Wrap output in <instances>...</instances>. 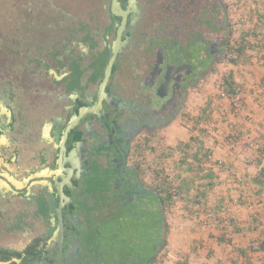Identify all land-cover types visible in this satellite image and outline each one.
Masks as SVG:
<instances>
[{
	"label": "flooded vegetation",
	"instance_id": "1",
	"mask_svg": "<svg viewBox=\"0 0 264 264\" xmlns=\"http://www.w3.org/2000/svg\"><path fill=\"white\" fill-rule=\"evenodd\" d=\"M240 5L0 0V264L157 258L163 180L145 152L227 55ZM150 192L155 210L135 211Z\"/></svg>",
	"mask_w": 264,
	"mask_h": 264
},
{
	"label": "rangeland",
	"instance_id": "2",
	"mask_svg": "<svg viewBox=\"0 0 264 264\" xmlns=\"http://www.w3.org/2000/svg\"><path fill=\"white\" fill-rule=\"evenodd\" d=\"M237 1L243 7L230 19L231 43L245 37L246 51L236 63L226 55L214 64L145 152L174 189L191 184L190 195L178 191L165 210V241L153 264H264V0ZM229 73L235 95L223 84ZM146 197L131 207L155 210L158 193Z\"/></svg>",
	"mask_w": 264,
	"mask_h": 264
},
{
	"label": "trees",
	"instance_id": "3",
	"mask_svg": "<svg viewBox=\"0 0 264 264\" xmlns=\"http://www.w3.org/2000/svg\"><path fill=\"white\" fill-rule=\"evenodd\" d=\"M245 36H246V34H245ZM244 39H245V37L241 38L240 40H235L234 43L230 44L227 55H228V59H229V61L231 63H236L238 58H240L243 55V53L246 51L247 44H246V41ZM214 64H215L214 62L212 64H210L208 66V68L206 69V72L211 71V69L214 67ZM223 84L225 85L227 90L232 95H235L237 93L235 81H234L233 76H232L231 73L227 74L223 78ZM201 152H202V148L199 147L192 154L194 161H196V162L200 161ZM263 176H264V167H262L260 169V177H261L260 179H263ZM256 180L260 181L259 177L256 178ZM162 189H163V191H162V193H163L162 202L164 204V214H165V210L172 204V200H173L174 194H176L178 191L182 190L181 192H183L186 197H188L190 195L191 184H190L189 181L183 180L181 188H178V191H177L168 182L163 181V188ZM201 194H202V192L197 191V193L195 195H193V196L196 198V197H198ZM163 219H164L163 220V225H165V228H167V223L165 221V216H164ZM263 247H264V242H263ZM155 260H156V257H152V256L149 255L147 257V264H149L151 262H154Z\"/></svg>",
	"mask_w": 264,
	"mask_h": 264
},
{
	"label": "water",
	"instance_id": "4",
	"mask_svg": "<svg viewBox=\"0 0 264 264\" xmlns=\"http://www.w3.org/2000/svg\"><path fill=\"white\" fill-rule=\"evenodd\" d=\"M111 64H112V63L110 62L109 65H108V67H107L106 77L109 76L110 69H111ZM165 236H166V228H165V225H163V237H162V239H161V244H160V246H161L162 244H164Z\"/></svg>",
	"mask_w": 264,
	"mask_h": 264
}]
</instances>
